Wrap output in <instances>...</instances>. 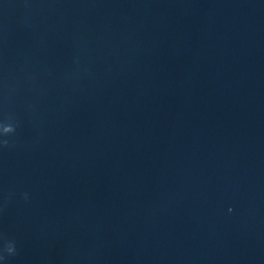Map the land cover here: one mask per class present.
Returning <instances> with one entry per match:
<instances>
[{"label":"water","instance_id":"1","mask_svg":"<svg viewBox=\"0 0 264 264\" xmlns=\"http://www.w3.org/2000/svg\"><path fill=\"white\" fill-rule=\"evenodd\" d=\"M264 38V0H246Z\"/></svg>","mask_w":264,"mask_h":264}]
</instances>
